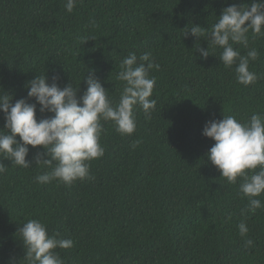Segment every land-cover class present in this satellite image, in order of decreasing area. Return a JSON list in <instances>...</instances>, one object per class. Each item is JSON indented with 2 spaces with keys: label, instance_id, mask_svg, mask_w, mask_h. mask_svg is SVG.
I'll list each match as a JSON object with an SVG mask.
<instances>
[{
  "label": "trees",
  "instance_id": "trees-1",
  "mask_svg": "<svg viewBox=\"0 0 264 264\" xmlns=\"http://www.w3.org/2000/svg\"><path fill=\"white\" fill-rule=\"evenodd\" d=\"M251 2L76 0L69 13L67 0H0V91L11 93L13 103L27 97L24 86L37 75L48 83L59 77L61 88L80 84L82 96L87 85L81 80L92 70L117 102L125 57L147 52L159 65L149 73L156 78L151 118L137 107L131 135L101 121L105 151L88 162L93 179L38 183L35 177L51 170L35 164L42 147L28 146L30 168L0 155L6 166L0 174V264H25L18 229L29 219L44 223L49 235L74 241L56 249L64 264H264V207L244 211L248 199L239 192L240 180L230 184L221 177L206 156L215 142L202 135L209 120L231 115L245 123L254 113L264 116V36L249 33L259 57L250 61L258 79L248 86L237 83L235 65L220 62L222 49L210 47L212 55L202 60L196 38L183 37L187 26L210 28L224 7ZM199 44L208 46L203 38ZM50 115L37 112L38 119ZM257 198L264 202V194ZM247 239L253 246L245 247Z\"/></svg>",
  "mask_w": 264,
  "mask_h": 264
},
{
  "label": "clouds",
  "instance_id": "clouds-1",
  "mask_svg": "<svg viewBox=\"0 0 264 264\" xmlns=\"http://www.w3.org/2000/svg\"><path fill=\"white\" fill-rule=\"evenodd\" d=\"M75 4L76 0H67L66 10L71 13ZM249 33L252 38L264 36V0L224 7L210 28L192 24L184 29L183 37L196 38L194 51L199 52L202 60L212 55L210 47L222 49L220 62L227 68L235 65L237 83L248 86L258 79L249 70L250 61L259 57L258 50L249 47ZM200 38L207 41V48L200 46ZM85 41L81 38L82 44ZM234 45L247 49L246 55H241ZM119 68L117 79L123 86L117 102L109 98L94 70L81 80L87 85L82 96H78L80 84L73 87L68 83L61 88L57 83L59 77L53 76L52 83H48L46 75H37L28 81L24 86L27 97L14 103L11 93L0 91V113L4 117L0 155L16 166L30 168L32 162L26 160L28 146L42 147L44 151L36 154L35 164L51 170L36 176L38 183L59 181L71 185L76 180L93 179L88 162L102 157L105 151L100 144L101 121H111L116 132L131 135L136 129L135 109L139 107L151 118L156 106V100L151 98L156 78L149 73L158 70L159 65L154 63L151 53L146 52L139 58L130 53ZM37 112L51 115L38 119ZM202 135L215 142L206 156L221 177L230 184L240 180L239 192L248 199L244 211L254 214L264 207V202L257 198L264 194V116L254 113L245 123L231 115L222 120H209ZM5 170L6 166L0 163V174ZM238 230L242 237L248 233L243 222ZM18 233L25 249V264H64L56 249L74 246L73 240L61 239L58 233L49 235L46 225L37 219L27 220ZM251 246L253 241L247 239L245 247Z\"/></svg>",
  "mask_w": 264,
  "mask_h": 264
}]
</instances>
